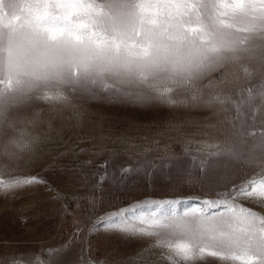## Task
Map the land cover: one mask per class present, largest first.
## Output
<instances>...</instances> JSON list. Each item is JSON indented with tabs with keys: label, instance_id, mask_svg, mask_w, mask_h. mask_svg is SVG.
I'll use <instances>...</instances> for the list:
<instances>
[{
	"label": "rangeland",
	"instance_id": "1",
	"mask_svg": "<svg viewBox=\"0 0 264 264\" xmlns=\"http://www.w3.org/2000/svg\"><path fill=\"white\" fill-rule=\"evenodd\" d=\"M0 264H264V0H0Z\"/></svg>",
	"mask_w": 264,
	"mask_h": 264
}]
</instances>
